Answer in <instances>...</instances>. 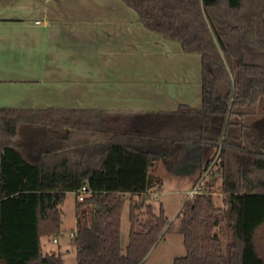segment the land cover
<instances>
[{"label":"trees","instance_id":"16d2710c","mask_svg":"<svg viewBox=\"0 0 264 264\" xmlns=\"http://www.w3.org/2000/svg\"><path fill=\"white\" fill-rule=\"evenodd\" d=\"M122 1L147 30L201 55L202 109L142 120L0 109V264H65L61 254L43 253L41 241L61 232V205L83 186L90 194L76 200L78 264H146L170 231L186 248L173 264H264V0ZM185 145L202 150L193 188L212 176L170 222L149 193L163 185L155 167ZM217 176L222 207L212 193ZM223 224L226 243L217 232Z\"/></svg>","mask_w":264,"mask_h":264},{"label":"crops","instance_id":"0c3cea01","mask_svg":"<svg viewBox=\"0 0 264 264\" xmlns=\"http://www.w3.org/2000/svg\"><path fill=\"white\" fill-rule=\"evenodd\" d=\"M181 106L202 109L201 55L147 30L122 0H0V109L100 111L119 120L140 114L142 120ZM201 158L202 150L190 145L169 163L163 157L155 167L163 182L157 193L169 194L163 191L174 184V193L187 195ZM69 194L74 239L77 196L68 193L65 201Z\"/></svg>","mask_w":264,"mask_h":264},{"label":"rangeland","instance_id":"374dc122","mask_svg":"<svg viewBox=\"0 0 264 264\" xmlns=\"http://www.w3.org/2000/svg\"><path fill=\"white\" fill-rule=\"evenodd\" d=\"M158 175L162 178H167V171L163 168L158 170ZM211 172L208 173V180L211 178ZM221 179L217 176L216 183L212 189L214 203L217 207H222L224 204V195L221 192ZM169 191L167 195H163L162 192L159 194L156 190H153L149 193V201L152 205L155 206L156 211L158 212L160 206L163 204L165 208V214L170 221L178 222L177 215L182 208L183 201L188 196L185 193L177 192L176 185L168 184L163 192ZM155 195L157 197L155 198ZM61 209L64 213L63 215V225L61 232L57 235L47 237L43 239V247L46 253L52 252H61L63 254V261L66 264H77V255L74 239L71 238L72 229L75 228V197L73 194H69L65 203L61 206ZM129 211H130V202L129 196L127 197V203L123 209L122 214V224H121V245L125 249L129 241ZM217 232L220 234L221 239L224 243L227 242L229 237V228L223 224L217 229ZM184 238L181 234L176 231H170L165 234L164 238L154 247V249L149 253L146 259V264H173V260L177 258L184 257L186 255V248L184 246ZM59 242V244L57 243ZM258 243L260 249H264V229L260 232L258 237ZM61 245V249L59 248Z\"/></svg>","mask_w":264,"mask_h":264},{"label":"built area","instance_id":"2783aa9c","mask_svg":"<svg viewBox=\"0 0 264 264\" xmlns=\"http://www.w3.org/2000/svg\"><path fill=\"white\" fill-rule=\"evenodd\" d=\"M208 173H206L200 180V182L188 193V199H192L196 194L204 192L202 187L205 179L207 178ZM90 194V192L87 190V186H83L81 190L76 194L78 201L83 202L86 197ZM155 198L157 195H155ZM74 237V235H73Z\"/></svg>","mask_w":264,"mask_h":264}]
</instances>
